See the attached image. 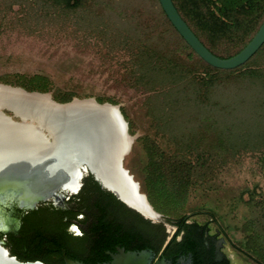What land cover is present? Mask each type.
<instances>
[{
	"label": "trees",
	"instance_id": "1",
	"mask_svg": "<svg viewBox=\"0 0 264 264\" xmlns=\"http://www.w3.org/2000/svg\"><path fill=\"white\" fill-rule=\"evenodd\" d=\"M83 1L13 0L12 4L18 3V6L27 8L26 14H33L27 18L30 22L34 21V15L38 21L43 13L49 16L59 12H78ZM172 1L194 34L219 57H230L239 52L264 21V0ZM156 9L153 14L154 26H149V19L139 22L143 13L140 8L115 21L127 25H122L127 29L117 42L124 58L122 65L126 75L122 79L132 87H144L146 112L154 124L179 119L184 123L190 115L199 126L190 134L185 132V137L183 131L179 136H167L158 130V134L147 131L138 135L130 153L141 149L144 158L136 169L130 165L124 166L139 182L140 190L154 210L176 229L164 245L168 234L163 225L151 223L137 212L125 208L92 177L90 180L93 184L89 190L92 197L108 201L109 216H113L110 211L112 206L116 207V211L123 210L124 222H119L116 214L113 219L109 217L110 222L104 225L103 230L111 236L119 230L124 231L127 246L132 245L137 250L150 249L154 253L162 250L168 257L189 254L192 264H231L228 257L219 263L213 259V253L209 250L212 247L209 223L189 221L191 215L187 217L183 210L190 195L199 187L212 189L217 171L226 163L227 157H231L229 154L233 155L235 151V146L230 147L229 135L227 137L224 133L220 110L234 108L245 111L250 108L245 99L254 104L261 101L256 105L264 109V44L242 65L232 69L216 68L205 62L186 43L169 21L159 0H156ZM98 32L110 42L104 31ZM117 34L120 36L118 31ZM254 59L258 63L251 65ZM233 83L235 87H241L226 89ZM16 85L29 91L48 92L53 89L49 77L41 74L24 75ZM223 94L229 95L232 103H229L230 98L222 97ZM74 96L78 95L73 90L58 89L53 92V98L60 102L70 101ZM96 99L98 102L118 103L109 97L96 96ZM189 107L196 112L189 114ZM120 110L128 122V132L136 134L135 122L126 108L120 106ZM261 116H264V112ZM258 124L264 128V119ZM262 133L264 131H259L256 137H248L244 144H249L250 149L260 148L264 144V137L259 138ZM242 194V202L251 209L255 208V213L241 227L242 237L236 241L228 240L244 260L250 264H264V192L253 189L248 193V199H244ZM107 205L101 204L103 211ZM40 223L42 227L34 221L27 222L28 228H23V231L29 233L20 238L14 251L18 254L25 250L24 247L28 248L32 254H18L17 257L52 264L47 254L53 253L48 242L54 237L50 233L47 235L46 230H58V226L47 220ZM35 231L37 235L40 232L46 234L43 239L30 235Z\"/></svg>",
	"mask_w": 264,
	"mask_h": 264
},
{
	"label": "rangeland",
	"instance_id": "2",
	"mask_svg": "<svg viewBox=\"0 0 264 264\" xmlns=\"http://www.w3.org/2000/svg\"><path fill=\"white\" fill-rule=\"evenodd\" d=\"M12 2L0 0V83L25 89L16 85L19 79L24 75L41 74L52 81L53 89L42 93H49L53 100V92L58 89L75 91L78 96L73 99L112 98L118 103L104 102L126 108L135 122L136 137L147 131L156 133V130L167 136H179L183 131L185 137V132L190 134L197 129L199 125L190 115L184 123L179 119L175 123L154 124L146 112L144 87H132L122 79L126 75L122 65L124 58L117 42L127 29L122 25H127L115 21L140 8L143 13L139 22L149 19V26H154L156 0H84L78 12H59L49 16L43 13L38 21L34 15V21L30 22L27 18L33 14H26L27 8ZM98 30L104 31L110 42ZM257 59L251 65H256ZM240 87H235L233 83L226 89ZM222 97L230 98L227 94ZM245 100L250 106L245 111L234 108L220 110L224 133L229 135L230 147L235 146V151L233 155L229 154L231 157H227L226 163L217 171L212 189L199 187L190 195L183 210V213L191 214L189 221L208 222L213 231H221L226 239L224 253L231 264H250L232 248L228 240L240 239L241 227L255 213V208H249L240 196L245 192L242 195L248 199V193L253 189L264 192V144L258 149H250L249 144H244L248 137H256L259 131H264L258 124L264 119L261 116L264 109L256 105L261 101L254 104ZM232 101L230 98L229 103ZM4 111L12 115L11 111ZM194 112V108L189 107L188 113ZM13 118L20 120L17 116ZM44 133L48 137L46 130ZM260 137H264V133L259 134ZM143 158L142 150L137 149L125 156L124 164L136 169ZM160 215L163 223L156 221L154 224L163 225L171 237L176 227Z\"/></svg>",
	"mask_w": 264,
	"mask_h": 264
},
{
	"label": "water",
	"instance_id": "3",
	"mask_svg": "<svg viewBox=\"0 0 264 264\" xmlns=\"http://www.w3.org/2000/svg\"><path fill=\"white\" fill-rule=\"evenodd\" d=\"M159 2L181 37L213 67L232 69L242 65L264 44L262 21L254 36L239 52L230 57H219L194 34L172 0ZM104 105L114 108V111L104 109ZM4 110L11 111L12 115ZM135 138L128 132V122L117 104L101 103L94 98L57 102L49 93L0 83V231H8L12 223L4 211L9 203L33 208L41 201L61 198L64 192L69 191L66 188L68 183L77 180L80 186L81 179L86 175H91L102 189L112 193L143 218L163 223L160 213L152 210L155 215H151L138 207L112 179L120 176L125 184H130L147 198L145 193L139 192V182L124 166V158ZM149 206L152 207L151 204ZM169 239L170 236L164 245ZM219 248L218 244V256ZM152 256L150 249L127 252L120 249L108 264H149ZM64 260L66 264H83L66 256ZM0 264L45 263L21 260L0 242ZM155 264L167 263L161 259Z\"/></svg>",
	"mask_w": 264,
	"mask_h": 264
},
{
	"label": "flooded vegetation",
	"instance_id": "4",
	"mask_svg": "<svg viewBox=\"0 0 264 264\" xmlns=\"http://www.w3.org/2000/svg\"><path fill=\"white\" fill-rule=\"evenodd\" d=\"M91 177V175L84 176L81 179L82 184L74 191L64 192L63 197L41 201L33 208L19 207L16 202L9 203L4 211L12 223L8 231H0V242L15 256L32 254V250L25 247V250L16 254L15 244H18L20 238L29 233L27 230L23 231V228H28L27 222L34 221L42 227L40 222L47 220L58 226V230H46L47 235L50 233L54 237V240L48 242L53 248V253L47 254V258L52 264H66L65 256L83 264H108L112 256L120 252V249L125 252L142 250H137L131 247L132 245L127 246L125 233L122 230L116 234L113 233L112 236L109 232H104L103 227L105 224H109L110 218L113 219L117 214L119 222H124L125 216L123 210L116 211L115 206L110 209L113 216H109L108 201L92 197V192L89 190L93 184L90 180ZM101 204L107 205L104 211V206L101 207ZM124 207L126 208L125 205ZM124 207L123 209H125ZM46 232H40L37 235L34 234L37 233L35 231L30 235H37L43 239ZM209 235L212 243L209 250L213 253L215 262L219 263L228 257L224 253L225 237L219 229L213 231L210 228ZM60 243L63 245L57 246ZM218 244L220 246L219 256L216 250ZM161 259L167 264H192L189 254L168 257L162 250L157 253L153 252L149 264H155Z\"/></svg>",
	"mask_w": 264,
	"mask_h": 264
},
{
	"label": "bare ground",
	"instance_id": "5",
	"mask_svg": "<svg viewBox=\"0 0 264 264\" xmlns=\"http://www.w3.org/2000/svg\"><path fill=\"white\" fill-rule=\"evenodd\" d=\"M76 102V100L74 101ZM104 109L106 110H112L114 111V108L108 107L107 105L103 106ZM23 131V130H22ZM114 182L119 186V188L127 195L131 200L137 204L138 207L143 208L146 210L148 213L151 215H155L152 210H154L152 207H150L149 202L147 201V198H145L143 195H140L137 191H135L136 188L131 186L130 184H125V181H122L120 176L116 175L115 177L112 178ZM133 179L136 180L133 176ZM79 187V181L73 180L71 183H68L66 185V188L69 191H74ZM139 192H142L139 190ZM143 193V192H142ZM159 219V218H158Z\"/></svg>",
	"mask_w": 264,
	"mask_h": 264
}]
</instances>
